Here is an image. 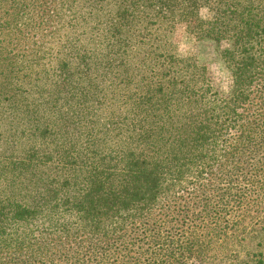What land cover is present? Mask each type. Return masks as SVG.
<instances>
[{
    "label": "trees",
    "instance_id": "1",
    "mask_svg": "<svg viewBox=\"0 0 264 264\" xmlns=\"http://www.w3.org/2000/svg\"><path fill=\"white\" fill-rule=\"evenodd\" d=\"M253 189L264 0H0V264H181Z\"/></svg>",
    "mask_w": 264,
    "mask_h": 264
},
{
    "label": "rangeland",
    "instance_id": "2",
    "mask_svg": "<svg viewBox=\"0 0 264 264\" xmlns=\"http://www.w3.org/2000/svg\"><path fill=\"white\" fill-rule=\"evenodd\" d=\"M15 41L14 36L10 37ZM3 40V37H1ZM9 41V38L6 37ZM183 41V49L189 50L190 53L196 54L200 61L206 62L210 65L213 72L220 73L223 88L230 85V80L227 74L223 72L219 53L229 48L227 43L221 46H216L213 42H199ZM14 46V49H27L29 44L23 43ZM255 191V192H254ZM251 190L249 196L251 203L248 208L241 212H235L228 216H223V227H227L225 233L221 236L212 237L208 234H201L205 243H202V250L180 259L181 264H259L261 260L264 262V191ZM218 202L210 203L213 208L218 206ZM228 204V202H224ZM230 207L233 203H229ZM229 211V209H225ZM215 213L216 210L214 211ZM216 216V214H215ZM209 223L216 222L215 217L207 218ZM202 225L199 224L201 230ZM137 237L136 234H133Z\"/></svg>",
    "mask_w": 264,
    "mask_h": 264
}]
</instances>
